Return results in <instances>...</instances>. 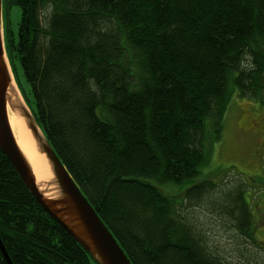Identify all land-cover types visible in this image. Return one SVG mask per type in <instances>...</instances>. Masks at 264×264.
I'll use <instances>...</instances> for the list:
<instances>
[{
	"label": "trees",
	"instance_id": "1",
	"mask_svg": "<svg viewBox=\"0 0 264 264\" xmlns=\"http://www.w3.org/2000/svg\"><path fill=\"white\" fill-rule=\"evenodd\" d=\"M5 7V52L20 96L131 264H232L217 252L226 244L220 226L236 247L264 248L247 185L219 186L200 170L233 93L264 103V0ZM197 209L217 211L219 226H205ZM0 239L12 264H97L1 150Z\"/></svg>",
	"mask_w": 264,
	"mask_h": 264
},
{
	"label": "water",
	"instance_id": "2",
	"mask_svg": "<svg viewBox=\"0 0 264 264\" xmlns=\"http://www.w3.org/2000/svg\"><path fill=\"white\" fill-rule=\"evenodd\" d=\"M12 81L3 39L0 0V150L43 210L90 254L97 264H131L43 135L40 140L36 139L40 143L39 151L50 164L52 176L45 182L43 189L37 187L32 168L19 149L8 121V88ZM20 109L28 128L37 136L34 126H38L28 108L26 107L27 111L22 107ZM38 130L40 131L39 128ZM48 192L55 194L47 196L45 193ZM0 251L6 264H12L1 239Z\"/></svg>",
	"mask_w": 264,
	"mask_h": 264
},
{
	"label": "rangeland",
	"instance_id": "3",
	"mask_svg": "<svg viewBox=\"0 0 264 264\" xmlns=\"http://www.w3.org/2000/svg\"><path fill=\"white\" fill-rule=\"evenodd\" d=\"M5 10V0H2V27L3 14L4 20L6 17ZM18 15L15 7L12 8L9 19L13 25L16 24ZM18 94L20 96L19 91ZM31 107H34L33 103ZM216 141L211 145L209 154L208 148L205 149L208 159L200 169L201 175L208 176L215 183L219 181V186L227 183L228 186H232L236 181H238L236 184L242 181L247 185L245 199L250 205L252 200L256 204L251 210L254 223L253 233L260 241L259 243L264 246V103L239 97L234 92L224 114L221 137ZM206 143L209 144V140ZM201 178L203 177L199 179ZM173 191V189H163L167 195L173 194ZM195 211L205 226L213 225V228L219 226V223L216 226V218L220 220L221 215L217 211L213 213L204 209ZM218 231L223 234L221 241L226 244L217 246V252L220 251L229 262L232 264H264V248L258 249L249 242L236 247L233 242H229L230 239L227 238L221 226ZM214 241L216 243V240Z\"/></svg>",
	"mask_w": 264,
	"mask_h": 264
},
{
	"label": "bare ground",
	"instance_id": "4",
	"mask_svg": "<svg viewBox=\"0 0 264 264\" xmlns=\"http://www.w3.org/2000/svg\"><path fill=\"white\" fill-rule=\"evenodd\" d=\"M20 107L26 110L14 81H12L8 88L7 114L9 125L19 149L24 154L32 168L37 181V187L43 189L44 184H46L45 182L49 181V178L52 175L50 172V164L45 155L39 151L40 143L36 139L38 138L40 140L42 134L35 126L34 128L37 136L32 133L26 124V118L21 115ZM45 194L47 196H54L55 192H48Z\"/></svg>",
	"mask_w": 264,
	"mask_h": 264
},
{
	"label": "flooded vegetation",
	"instance_id": "5",
	"mask_svg": "<svg viewBox=\"0 0 264 264\" xmlns=\"http://www.w3.org/2000/svg\"><path fill=\"white\" fill-rule=\"evenodd\" d=\"M260 132V131H259Z\"/></svg>",
	"mask_w": 264,
	"mask_h": 264
}]
</instances>
